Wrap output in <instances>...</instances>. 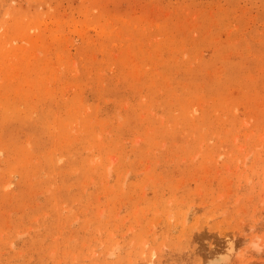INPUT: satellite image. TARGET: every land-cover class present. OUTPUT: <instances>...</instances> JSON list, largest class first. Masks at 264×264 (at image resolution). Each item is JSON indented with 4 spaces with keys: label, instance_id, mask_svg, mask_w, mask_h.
Returning <instances> with one entry per match:
<instances>
[{
    "label": "rangeland",
    "instance_id": "rangeland-1",
    "mask_svg": "<svg viewBox=\"0 0 264 264\" xmlns=\"http://www.w3.org/2000/svg\"><path fill=\"white\" fill-rule=\"evenodd\" d=\"M0 264H264V0H0Z\"/></svg>",
    "mask_w": 264,
    "mask_h": 264
}]
</instances>
